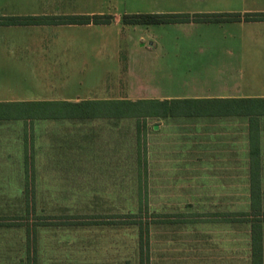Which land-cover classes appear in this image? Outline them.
<instances>
[{"label":"rangeland","instance_id":"rangeland-1","mask_svg":"<svg viewBox=\"0 0 264 264\" xmlns=\"http://www.w3.org/2000/svg\"><path fill=\"white\" fill-rule=\"evenodd\" d=\"M100 18L103 21L107 20L105 17ZM15 36L10 35L9 38L13 39ZM140 36L143 39H139ZM150 37L164 47L171 44H202L208 41L227 42L230 40L228 33L187 32L184 29L171 27L161 29L154 26L125 29V31H119L118 35L114 31H109L107 33H92L89 37L81 35L72 38H75V44L107 42L109 45L120 43L123 46L124 44L139 45V40L145 42L151 39ZM248 37L251 42H264V34L260 32L249 33ZM33 38H36V34ZM33 40L31 39V41ZM14 41L20 43L12 41L8 43L23 44L19 37L14 38ZM90 53L86 52L88 55ZM166 53V50L161 52V56L155 61L154 66L150 59L149 67L146 60L141 63L132 59V64L139 72L140 78L143 81L147 78L151 86H156V93H148V95L153 97L194 95L190 91L191 89H216L218 87L212 81L215 76L202 73L211 70L206 68L209 66L207 60L196 55L190 57L191 52L189 54L184 52L181 55L183 58L178 57L175 52H171L170 58L165 57ZM4 55L6 53L0 51L1 102L14 104L29 100L39 101V99L49 97L53 98L56 103H61L62 98H67V101L72 98L102 101L107 95V90L109 92L115 90L113 84L105 83L107 76L116 70L117 60L111 58L106 61V64L99 67L98 65L102 64L103 60L100 57L85 55L84 58L70 61L71 65H69L68 62H62V58L57 60L56 56H53L46 59L48 65L25 67L17 66L18 62H13L9 56L4 59ZM150 56L152 57V53ZM31 63L43 64L41 61L35 60H32ZM64 63L68 65H64ZM85 63H87L86 66H84ZM152 70L155 71L154 75L151 78L147 77L146 72ZM6 71L15 78L14 81L9 83L2 81V74ZM60 75L61 79H59ZM65 79L68 81L76 79L77 82L81 79V81L86 80V83L69 84ZM21 108V106L14 107L11 112L12 108L8 106L0 107V114L2 116L17 113L29 114L33 110L27 106L21 112ZM227 108L230 107L213 106L212 109L207 108L204 111L218 112L225 111L224 109ZM160 120L155 117L146 119L141 124L143 126L140 125V127L137 126L135 120L126 119L123 122H117L120 124L119 128L111 126L114 122L109 123L105 120H93L86 123L63 119L35 120L36 128L39 129L36 154L41 156L53 153L52 155L59 157L73 154L75 161L80 160L81 169L79 170L81 171L79 174L82 176L76 178L75 189L67 182L68 179L59 180L60 191L55 190V193L57 192V195H54L55 203L37 205L45 204L46 207L52 206L57 209L52 211H12L13 220H22L19 218H23V220L65 219L66 217L84 216L88 218L87 220H99L104 223V225L88 227L91 230L83 228L70 233L71 235L64 234L65 236L57 241V246L58 244L64 246L63 243L66 240L67 246L74 248L66 250V253L58 249L54 253V260L47 258L48 254L52 252L44 250L41 253L44 255L42 259H38L37 264H54V262L64 264L61 262L67 260H64L63 256L69 253V255L76 256L72 257L71 264H138L137 227L119 223L125 222L124 219H121L123 215L137 213L141 204L146 205L149 212L199 213V219H201L194 225L181 224L170 228L152 227L150 232L152 264H248L251 254V225L210 219L212 218L210 214L249 211V194L245 193L247 191L246 180L200 177L201 173L190 170L188 167L194 166V162L191 161L197 158L195 150L199 147L182 146L180 143H184V141L180 140L172 144L171 137H179L178 128L175 127L169 126L165 136L159 135L158 132L153 133L151 128L154 125L159 127V130L163 128V122ZM169 121L166 122L168 124H183L180 121ZM4 122L10 123L5 120ZM190 126L188 128H191ZM203 131V134L196 133V138H202V143L205 145L214 141L225 143L233 138V135H237L235 128L223 125L219 129L203 128ZM183 133L184 131L180 135L184 137ZM190 142L194 145L193 141ZM18 155H20L19 152ZM143 157L147 164L145 170L140 163L143 161ZM84 165L100 169L93 168L92 174H89L91 178H85ZM116 165L121 167L113 168ZM47 181L53 182V179ZM39 182L41 181L39 180ZM243 182L244 184H242ZM40 187V190L43 189L46 192L53 186L43 187L40 185ZM232 190L236 192L229 193ZM73 193L74 195H71ZM141 194H147L145 202ZM43 196L45 202L48 201L49 196ZM262 209L264 210V196H262ZM105 221H114V224L108 225L109 223L105 224ZM260 223H263L261 224V234L264 264V222ZM260 223L256 222L255 224ZM61 233L63 234V232ZM19 239V236L14 237L13 244L16 241L19 242ZM42 240L46 244V242H52L55 239L54 237H43ZM20 252L23 253V250L21 249ZM78 256L81 257L77 258ZM28 263H31L30 260Z\"/></svg>","mask_w":264,"mask_h":264},{"label":"crops","instance_id":"crops-1","mask_svg":"<svg viewBox=\"0 0 264 264\" xmlns=\"http://www.w3.org/2000/svg\"><path fill=\"white\" fill-rule=\"evenodd\" d=\"M212 14H240L241 16L264 14V0H0V51L6 53L3 56L4 59L9 56L13 62H18L17 66L25 67L48 65L46 59L53 56H56L57 60L62 58V62H68V64L76 58H84L85 55L100 57L103 60L102 64L98 65L99 67L106 64L110 58L117 60L116 70L107 76L105 82L113 84L115 90L112 92L107 90V95L102 101L162 102L264 99V42H251L248 37V34L253 32L264 34V21L204 23L191 20L196 15ZM134 15H184L188 16L190 20L182 23L156 25H127L123 23L124 16ZM94 16L109 17L111 21L109 24L102 25H95L91 21L89 24L62 22V19L92 18ZM13 18H34L40 22L29 25L6 24L7 19ZM141 26H154L161 29L171 27L184 29L187 32L228 33L230 40L227 42L208 41L202 44H171L164 47L151 37L145 42L139 40V45L124 44L123 46L120 43L109 45L107 42H100L99 44L80 42L75 44V38H72L81 35H88L89 37L92 33H107L109 31H114L118 35L119 31L131 28L138 29ZM32 34L33 36H30ZM34 34H36V38H33ZM10 35H16L14 38L19 37L23 44H16L20 42L14 41V38H9ZM31 39L34 40L31 41ZM139 39H143V37L140 36ZM10 41L16 43L9 44ZM163 50L167 51L165 57L169 58L172 55L171 52H175L181 58H183L181 55L184 52H188V54L191 52L190 57L196 55L207 60L209 66L206 68L211 70L202 73L215 76L212 81L218 87L216 89H191L190 91L194 95H159L156 97L148 95V93H156V86H151L149 79L146 78L143 81L140 78L139 72L132 64V59L141 63L146 60L148 67L151 59L154 66ZM86 52L91 53L88 55ZM151 53L152 57L150 56ZM30 60L41 61L43 64H33ZM68 64L64 63V65ZM4 66L7 67V65ZM154 73L155 71L152 70L146 72V75L151 78ZM2 77V81H8V83L15 79L8 71L2 74ZM61 78L60 75L59 79ZM65 80L69 84L86 83V80L81 81V79L78 82L76 79L74 81ZM66 99L62 98L61 100L68 103L89 101L80 98H72L68 101ZM49 102L56 103L53 98L49 97L39 99V101L29 100L14 104ZM0 104L12 103L0 101ZM53 107L33 106L29 109H42L41 111L37 110L36 113H51L52 111L49 109H53ZM251 114L250 116L233 115L220 111L203 110L196 116L155 117L161 119L163 128L159 130V127L154 125L151 130L153 133L158 132L159 135L165 136L169 126L178 128L179 137H171L172 144L180 140L184 141V143L179 142L182 146L199 147L195 150L197 158L191 161L194 162V166L188 167L190 170L201 173L200 177L227 180L244 179L247 184L246 194L250 193L251 184H258L260 193L264 196V111H253ZM4 120L10 123H6ZM4 120H0V264H37L38 259H42L44 254L41 253L44 250L51 251L52 253L48 254L47 258L54 260V253L58 249L66 253V250L74 248L73 246L68 247L66 240L63 243L64 246L59 244L57 246V241L65 236L64 234L71 235L70 233L83 228L91 230V227L104 225V223L101 222L102 224H100V221L87 219L13 220L12 211H52L57 209L52 206L46 207L45 204L55 203L54 195L60 191L59 180L68 179L67 182L75 189V180L82 175L79 174L81 171L79 170L81 169L80 160L75 161L73 154L67 157L52 155L53 153L41 156L36 154L39 129L36 128L35 120H15L21 122H12L13 120L10 119ZM123 120L110 119L105 121L114 122L111 126L119 128L120 124L117 122H123ZM169 120L180 121L183 124H168L166 121ZM189 125L191 128H188ZM222 125L235 128L237 135H233V138L225 143L214 141L206 145L202 143V138H196V133H204L203 128L208 130L219 129ZM183 131L184 137L180 135ZM190 141H193L194 145ZM77 167L78 170H76ZM119 167L121 166L116 165L113 168L118 169ZM83 168L84 173H86L85 178H91L89 174H92L93 168L98 170L99 167L84 165ZM49 179H53V182H48ZM40 185L53 187L44 192L43 189L40 190ZM227 185H229L228 182ZM234 192L236 191L232 190L229 193ZM13 194L15 196H12ZM43 195L49 196L48 201L45 202ZM43 203H45L43 206H37ZM113 222L105 221V224L113 225ZM119 224L122 225V222ZM17 236L20 237L19 242L16 241L13 244V238ZM43 237H54L55 240L44 244L43 240L41 241ZM21 249L23 253L20 252ZM69 254L63 256V259L67 261L61 263L71 264L72 257L76 256ZM29 260L31 263H28ZM54 264L57 263L54 262Z\"/></svg>","mask_w":264,"mask_h":264},{"label":"trees","instance_id":"trees-1","mask_svg":"<svg viewBox=\"0 0 264 264\" xmlns=\"http://www.w3.org/2000/svg\"><path fill=\"white\" fill-rule=\"evenodd\" d=\"M104 18V17H103ZM107 20L103 21L100 17L92 18H68L62 19V22L75 23V24H89L95 25L109 24L111 18L105 17ZM190 18L184 15H134L124 16L123 23L127 25H156V24H169V23H182L188 22ZM194 22L204 23H223V22H253L264 21V14H247L241 16L240 14H212V15H196L191 19ZM40 20L34 18H22V19H7L8 25H29L37 24ZM32 105V106H30ZM35 107L45 106L53 107L49 109L51 113H36L37 110L33 109L29 114H0V120H71L76 122H88L93 120H116V119H133L137 122V126L143 124V121L149 118H167L175 116H196L201 111L217 106H228L230 108L220 111L221 113L233 114V115H252L254 111H264V99H244V100H174V101H80L76 103H39V104H0V107ZM58 108V109H55ZM237 108L238 110H235ZM232 109V110H229ZM46 110V109H44ZM141 167L146 169V159L143 157V161H140ZM140 166V164H139ZM254 183V182H253ZM144 198V202L147 199V194H141ZM249 206L248 212H221L210 214L213 221H224L235 224H250L251 226V254L248 258V264H263L262 256V238H261V224L264 222V210L262 209V195L258 184H251L249 193ZM31 210H26L29 212ZM34 211V210H32ZM261 216V217H260ZM214 217V218H213ZM199 213H157L148 210L146 205H140L135 214H125L121 217L122 225L130 226L135 225L138 230V264H152L151 251H150V232L151 228L155 226H161L162 228H170L174 225L189 224L194 225L201 221ZM22 219L23 218H19ZM65 219H88L87 217H66ZM91 219V218H89ZM103 219V218H97ZM136 219V220H135ZM28 220V219H25ZM130 220V221H126ZM99 221V220H97ZM103 222V221H102ZM256 222L260 224H255ZM100 224H102L100 222Z\"/></svg>","mask_w":264,"mask_h":264}]
</instances>
